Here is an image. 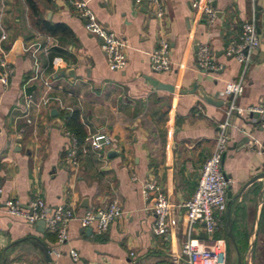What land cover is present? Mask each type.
I'll return each mask as SVG.
<instances>
[{"label": "crops", "instance_id": "1", "mask_svg": "<svg viewBox=\"0 0 264 264\" xmlns=\"http://www.w3.org/2000/svg\"><path fill=\"white\" fill-rule=\"evenodd\" d=\"M192 1L162 0L164 15L158 19L151 6H137L134 0H0V57L6 53L11 68L8 85L0 82L1 198L22 207L38 198L50 208H71L76 216L68 225L67 241L57 245L55 233L43 226L0 214V264H174V259L187 264L181 255L183 243L207 241L201 238L202 225H189L183 204L196 190L199 169L212 154L218 125L225 120L226 83L242 77L244 89L235 104L264 109V0H212V21L196 15ZM77 3H84L101 25L124 41L123 71L108 69ZM253 16L263 40L244 69L226 50ZM37 19L61 25L65 34H46ZM161 38L171 49V71L156 74L149 59ZM33 44L41 48L35 55L29 49ZM200 45L211 49L214 61L223 67L220 72L199 68ZM55 50L61 53L50 62ZM27 74L30 79L24 82ZM35 75L39 79L34 80ZM147 77L172 86L173 93L152 87ZM33 85L36 89L26 96L24 90ZM194 85V93H183ZM199 89L222 105L206 104ZM74 112L85 138L106 134L111 148L93 151L85 138L80 145L65 128L67 115ZM255 115L233 116L227 131L222 169L232 183L227 211L213 236L225 242L226 264H254L264 198V176L253 180L264 172V118ZM67 133L79 145L76 166L67 161ZM149 180L162 188L171 206L163 238L151 233L154 195H141L142 182ZM255 194L259 202L251 221L248 206ZM113 201L124 216L105 233L80 226L78 218L85 211ZM70 251L77 254L76 260Z\"/></svg>", "mask_w": 264, "mask_h": 264}, {"label": "built area", "instance_id": "2", "mask_svg": "<svg viewBox=\"0 0 264 264\" xmlns=\"http://www.w3.org/2000/svg\"><path fill=\"white\" fill-rule=\"evenodd\" d=\"M99 1L106 3L108 0ZM134 3L137 6L142 4L151 6L155 17L158 19L163 18L162 0H134ZM211 4L212 0H193L191 8L200 18L212 21L215 18V11ZM75 6L79 15L85 20V28L99 41L100 49L106 57L108 69L113 72L123 71L127 64L124 53L126 47L124 41L108 28L101 25L84 3H77ZM1 39L5 40L6 35L3 34ZM260 44L261 35L257 27V20L253 16L250 21L241 25L238 39L230 43L226 54L246 69ZM29 49L32 51V55L41 50L39 44H33ZM170 54L169 43L163 38L159 39L157 47L150 55L149 64L151 71L156 74L170 72ZM6 58V53H1L0 82L5 87L8 85L11 73V68ZM197 63L200 69L206 73H217L223 68L214 61L213 53L207 45H200L198 47ZM35 79H39V76L35 75ZM43 85L48 88L46 81H43ZM243 89L244 80L242 77L226 83L223 89V95L228 101L225 110V120L218 125L212 154L202 163L199 169L196 190L190 199L183 204L189 225H202L207 237V241L204 244L195 240H187L183 243L181 255L186 258L187 264H226L227 262L225 242L213 237L219 226L221 216L227 211V191L232 183L222 169V160L228 147L227 131L233 126L231 124L233 116L241 117L244 114H258L264 118L263 108L249 107L244 109L235 104V100L242 94ZM47 101L48 99H45V102ZM67 135L70 137L67 161L70 165L76 166L79 145L74 137L69 133ZM84 143L93 151H103L106 146H111V139L106 134L99 133L89 135L85 138ZM85 145L82 148L83 153L86 152ZM140 190L144 199H148L151 193L154 195L155 200L152 206L154 221L151 226V233L157 237H165L169 229L171 211L167 196L162 188L151 180L142 182ZM2 192L0 177V214L22 219L31 226L42 222L45 230L55 233L57 245H62L67 241L68 225L76 219L71 208L64 205L50 208L42 199L38 198L30 201L26 207H22L17 202L2 199ZM123 216L124 211L122 207L118 202L113 201L101 209H89L85 211L78 218V221L83 229L93 228L97 235H102L113 222L122 219ZM69 255L76 260L77 254L74 251H70ZM173 263L178 264V261L174 259Z\"/></svg>", "mask_w": 264, "mask_h": 264}, {"label": "trees", "instance_id": "3", "mask_svg": "<svg viewBox=\"0 0 264 264\" xmlns=\"http://www.w3.org/2000/svg\"><path fill=\"white\" fill-rule=\"evenodd\" d=\"M31 8H34L33 4L31 5ZM36 25L38 27H40V29L43 30L46 34H48L50 36H57L58 34H65V30H66L61 25H52L50 23L40 21L39 19H37ZM60 53H61V51L57 50L55 53L51 54L50 55V62L54 56H56L57 54H60ZM48 70L50 71V68H48ZM28 79H30V74H27L24 77V82H26ZM65 128L67 129V131L73 133L77 137L80 145H82L84 138L86 136V133L84 131L83 126L80 123L77 112L72 113L70 116L67 115L66 121H65ZM259 190H260V188H257V191H259ZM262 226L264 227V198H263V203H262L261 212H260L259 228H261ZM231 227H232L233 232H234V230H236V229H234L235 228L234 222L231 223Z\"/></svg>", "mask_w": 264, "mask_h": 264}, {"label": "water", "instance_id": "4", "mask_svg": "<svg viewBox=\"0 0 264 264\" xmlns=\"http://www.w3.org/2000/svg\"><path fill=\"white\" fill-rule=\"evenodd\" d=\"M262 28H263L262 30H263V37H264V17L262 19ZM262 40H263V38L261 37V41ZM196 60H197V58H196ZM68 74L71 75L72 74V71H70ZM63 75H65V72H61L60 73V76H63ZM146 80L150 83V85L152 87L156 88L157 90H163V91H167V92H170V93H173V91H174L173 87L170 86V85H165L163 83H160L159 81H156V80L151 79V78H148V77L146 78ZM35 89H36V86L35 85L30 86V87H27L24 90V93H25L26 96H30L33 93V90H35ZM196 90H197V87H196V85H194L192 91H183V93H185V94H192ZM199 93L201 95L202 100L206 104L213 105V106H218V107L222 105V102L221 101H217V97L216 96L210 97V96L206 95L200 89H199ZM54 114H56L55 111H54ZM255 116H257V114ZM246 142H248V139L247 138L244 139L242 143H246ZM109 148H111V146H106L103 150H108ZM261 176H264V172L263 173H260L259 175H257L253 180L254 181L255 180H258ZM261 182L264 184V179L261 180ZM227 196L230 197V193H228ZM38 225L43 226V223L42 222H39ZM88 231L89 232H92V228H88ZM201 238L205 239L206 238V235L205 234H202ZM43 250H44V255H45V258H46L47 262H51V259H50V256H49V253L50 252L45 247H43Z\"/></svg>", "mask_w": 264, "mask_h": 264}, {"label": "rangeland", "instance_id": "5", "mask_svg": "<svg viewBox=\"0 0 264 264\" xmlns=\"http://www.w3.org/2000/svg\"><path fill=\"white\" fill-rule=\"evenodd\" d=\"M256 194L252 196V198H250L251 201H249V206H248L249 213H250L249 216H250L251 221L253 220V214L255 213V209L259 202V199L257 198ZM258 231H259L258 239L256 243L254 244V247L252 250L253 263L254 264H264V227L262 226L261 228L258 229ZM227 246L228 248L230 247L229 243H227Z\"/></svg>", "mask_w": 264, "mask_h": 264}]
</instances>
